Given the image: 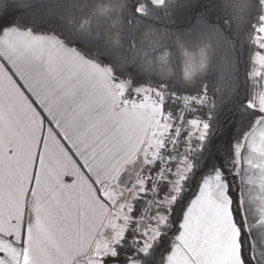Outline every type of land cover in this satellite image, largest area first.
<instances>
[{
	"label": "snow or ice",
	"instance_id": "1",
	"mask_svg": "<svg viewBox=\"0 0 264 264\" xmlns=\"http://www.w3.org/2000/svg\"><path fill=\"white\" fill-rule=\"evenodd\" d=\"M0 264H264V0H0Z\"/></svg>",
	"mask_w": 264,
	"mask_h": 264
},
{
	"label": "trees",
	"instance_id": "2",
	"mask_svg": "<svg viewBox=\"0 0 264 264\" xmlns=\"http://www.w3.org/2000/svg\"><path fill=\"white\" fill-rule=\"evenodd\" d=\"M177 11H179V9Z\"/></svg>",
	"mask_w": 264,
	"mask_h": 264
}]
</instances>
